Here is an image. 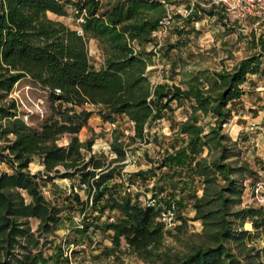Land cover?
Segmentation results:
<instances>
[{
    "label": "trees",
    "instance_id": "obj_1",
    "mask_svg": "<svg viewBox=\"0 0 264 264\" xmlns=\"http://www.w3.org/2000/svg\"><path fill=\"white\" fill-rule=\"evenodd\" d=\"M208 8L187 7L186 16L176 14L184 25L203 15H223L214 0ZM171 0H0V161L10 172L0 171V264H47L49 259L35 250L39 235L30 231L29 217L38 220L39 234L54 232L63 217L62 207L50 202L40 189L38 177L77 178L89 190L82 200L77 193L68 195L65 207H80L82 213L92 207L103 213L117 212L115 219L82 224L84 232L94 226L104 232L115 247L122 242L143 261L151 264H264L246 241L254 233L244 230V221L255 231H264V208L243 207L246 188L259 181L256 169L242 159L240 144L245 136L232 139L223 124L233 115L235 103L245 94L249 76L264 80V44L260 49L236 61L232 67L201 70L185 77L179 84L152 82L148 66L157 46L154 33L165 20L173 18ZM74 11L79 29L49 18L48 12L66 14ZM198 14H201L198 15ZM179 32V29H176ZM94 39L102 54L98 67L91 65L87 42ZM27 78L47 92L52 112L36 124L20 115L16 100L10 97L14 86ZM60 103L61 106L57 107ZM172 103L175 106H172ZM188 104L190 113L178 123L177 133L185 136L181 144L165 150L154 169L168 199L178 195L176 206L191 202L194 218L201 219L204 241L188 253L170 255L165 239L172 229L182 232L181 223L165 228L159 210L140 204L129 194L121 195L125 149L117 139L111 142L114 156L91 153L93 139L81 141L80 129L87 124L90 112L76 107L99 106L104 121L125 115L132 122L133 137L148 142L146 127L163 111L172 112ZM201 116V123L199 122ZM209 118L208 121H204ZM233 126H231L232 128ZM69 135L66 145H59L62 135ZM40 156L43 170L30 173L33 156ZM111 181L112 185H107ZM196 183L197 185H194ZM198 185L201 193L192 190ZM30 197L26 202L19 191ZM90 197V198H89ZM91 199V203H90ZM175 199V200H174ZM74 209V208H72ZM99 219V218H98Z\"/></svg>",
    "mask_w": 264,
    "mask_h": 264
},
{
    "label": "rangeland",
    "instance_id": "obj_2",
    "mask_svg": "<svg viewBox=\"0 0 264 264\" xmlns=\"http://www.w3.org/2000/svg\"><path fill=\"white\" fill-rule=\"evenodd\" d=\"M171 1L169 10L173 18L154 34L157 46L145 45L146 50L153 53L147 68L152 82L163 81L169 84H179L185 77L197 71L230 68L244 54V47L264 44V14L258 18L236 17L227 12L221 2L216 3L224 17L221 21L223 28L225 31H233L230 38L219 42L218 36L216 37L212 32L215 21L211 18L205 17L203 20L200 18L185 26L182 19L174 17L176 14L186 16L189 5L191 7L198 5L199 8H208V5L201 4L204 3L202 0ZM198 15L201 16V14ZM48 16L63 22L70 28L79 30V20L76 19L71 8H67L64 15L48 12ZM176 29H179V32ZM87 45L90 63L98 67L102 62L98 43L94 39H89ZM260 86L261 84H258L256 88ZM255 91L254 93H260L264 90L259 88ZM250 95L243 97L244 105H236L234 107L236 114L223 124V131L233 140L239 134L245 136L246 141L240 144L242 159H246L259 174V181L255 186L250 185V179L245 181L246 188L242 201L233 207L234 210L248 206L264 208V98L260 104L255 105ZM10 97L16 100L20 115L30 124H36L53 110L47 92L27 78L14 86ZM56 104L55 102L54 105ZM60 106L61 104L58 103L57 107ZM172 106L175 104L172 103ZM76 109L90 112L87 124L80 129L78 137L84 139H80L81 141L88 138L93 139L91 153L103 155L109 159L114 156L111 142L117 139L123 144L126 156L124 163L132 171L123 170L122 179L113 182L116 185L121 182L119 187H116L121 195L129 194L132 200L143 204L149 198L158 197L159 193H163L160 200L165 205L173 201V199H168L165 191L157 188L163 185V181L158 179L163 169H154L155 175L148 172L137 176L135 173L155 167L157 163L151 161L159 160L166 149L170 151L174 146L178 147L181 144L185 136L177 133V125L189 115L188 104L184 103L182 107H176L172 112L163 111L156 118H152L145 130L148 142L133 137L130 121L123 114L116 115L112 120L104 121L100 115L101 107L99 106L87 104L76 107ZM208 120L209 118H206L204 121ZM199 122L201 123V116H199ZM68 141L69 135L64 134L58 140V144L66 145ZM28 170L32 174L43 170L40 156H33ZM0 171L10 172L11 169L5 162L0 161ZM37 180L40 183L42 194L50 202L62 207L60 215L63 221L52 233L39 234L38 220L34 217L28 218L30 231L40 236V243L35 250L41 251L43 256L49 259L47 264H151L138 257L124 242L119 247L113 246L109 231L104 232L94 226L87 227L84 232L76 230L83 229L82 224L91 223L92 219L103 223L107 218L115 219L117 215V212L108 209L100 214V211L92 207L82 213L80 207H75L73 202V207L66 208L67 200L64 198L68 195L77 193L82 200L89 195L88 188L78 184L76 177L72 179L55 177L50 181L38 177ZM107 185H112V182L109 181ZM194 185L197 184L194 183ZM200 187L198 185V188L193 187L192 190L196 189L200 194ZM19 191L24 200L28 202L30 197L24 190L19 189ZM175 199H178V195ZM194 214L189 201L183 203L181 208L177 207L176 224L173 227L181 223L179 216L185 217L187 222L186 226L181 228L182 232L172 229L173 236L165 239V249L170 255L182 256L193 247L203 243V225L201 219L194 218ZM241 228L254 233L253 237L246 241V246L247 248L253 247V253L258 252L259 259L264 262V231L253 230L251 222L247 220L242 223Z\"/></svg>",
    "mask_w": 264,
    "mask_h": 264
},
{
    "label": "built area",
    "instance_id": "obj_3",
    "mask_svg": "<svg viewBox=\"0 0 264 264\" xmlns=\"http://www.w3.org/2000/svg\"><path fill=\"white\" fill-rule=\"evenodd\" d=\"M214 2H221L224 9L236 17L242 18L253 16L258 18L264 14V0H214ZM166 23H169L168 20L164 21L159 30L165 27ZM112 125L114 124L112 123ZM130 127L132 132V122H130ZM162 195L163 193H159L158 197L149 198L143 203V205L154 206L157 208L159 210V220L164 224L165 228H172L176 224L177 206L174 201L165 205L160 200Z\"/></svg>",
    "mask_w": 264,
    "mask_h": 264
},
{
    "label": "crops",
    "instance_id": "obj_4",
    "mask_svg": "<svg viewBox=\"0 0 264 264\" xmlns=\"http://www.w3.org/2000/svg\"><path fill=\"white\" fill-rule=\"evenodd\" d=\"M204 3H201V4H205V5H208L207 1L206 0H202ZM205 17H208V18H211L212 20L215 21V27L212 28V32L213 34L217 37L218 36V41L219 42H224L226 38H230V35L233 33V31H230V30H227L225 31V29L223 28L222 24L220 21L217 20L216 16H206V15H203L201 17V20L205 19ZM221 30V31H220ZM232 42V41H231ZM244 54L242 56H240V59L247 56V55H250L256 51H258L260 49V45H254V46H246L244 47ZM264 48V47H263ZM157 82H163V81H157ZM175 84H178V83H175ZM258 84H261L260 87L256 88ZM244 88H245V94L241 97V99L239 101H237L235 104L237 106H240V105H244L242 103V100H243V97L244 96H248L249 94H251V98H252V102L253 104L255 105H258L261 103V101H263V94H264V91L260 92V93H254L256 92L255 90H258L259 88L263 89L264 90V80L261 79L260 77H258L257 75H251L249 76L248 78V81L245 83L244 85ZM255 94V95H254ZM259 94V95H257ZM235 105V106H236ZM180 107V106H179ZM182 107V106H181ZM254 107V106H252ZM242 117V115H241ZM102 123V122H101ZM81 139V138H80ZM81 140H84V139H81ZM123 170L125 172H131L132 169H128L127 168V165L124 166ZM137 170V169H135ZM124 174V173H123Z\"/></svg>",
    "mask_w": 264,
    "mask_h": 264
},
{
    "label": "water",
    "instance_id": "obj_5",
    "mask_svg": "<svg viewBox=\"0 0 264 264\" xmlns=\"http://www.w3.org/2000/svg\"><path fill=\"white\" fill-rule=\"evenodd\" d=\"M78 33H79V34H81V33H82L80 29L78 30Z\"/></svg>",
    "mask_w": 264,
    "mask_h": 264
}]
</instances>
